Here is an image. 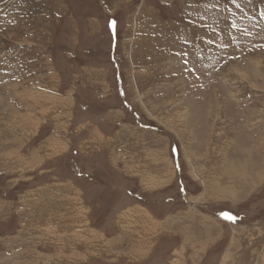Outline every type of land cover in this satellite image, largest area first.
<instances>
[{"label":"rangeland","instance_id":"obj_1","mask_svg":"<svg viewBox=\"0 0 264 264\" xmlns=\"http://www.w3.org/2000/svg\"><path fill=\"white\" fill-rule=\"evenodd\" d=\"M72 66L79 83L103 74L96 99L169 148L173 210L196 201L227 264H264V0H0V264H53L49 226H34L64 204L49 187L87 170L97 183L74 136Z\"/></svg>","mask_w":264,"mask_h":264},{"label":"crops","instance_id":"obj_2","mask_svg":"<svg viewBox=\"0 0 264 264\" xmlns=\"http://www.w3.org/2000/svg\"><path fill=\"white\" fill-rule=\"evenodd\" d=\"M111 29L116 31L113 26ZM76 42L80 57L81 40ZM96 59L84 58L81 66L93 67ZM71 68L69 77L63 71L57 78L65 76L75 83L73 95L81 100L74 103L80 102L82 110L75 108L72 112L74 136L81 137L78 144L82 158L98 162L96 170L92 169L97 183L82 179L49 187L50 197L56 203H64V207L56 206L55 213L50 212L55 216L50 218H36L34 226H49L48 241L58 252L51 254L50 260L56 259L57 264H227L233 256L229 250V256L212 250L218 246L220 236L217 220L198 212L200 205L196 201L188 210L181 211L179 205L173 210L172 202L163 198L173 192L177 177L169 148H156L145 127L122 123V113L108 102L96 99L94 94L98 90L92 88L104 83L106 86L103 74H84L85 80L79 83L74 79L79 71ZM101 92L104 93L100 98L111 93L105 88ZM56 140L51 137L49 145H56ZM68 144L71 141L67 139ZM90 166L88 169L95 168ZM83 172L91 178L88 170ZM162 208L169 210L162 214L158 211ZM40 237L35 243L42 242Z\"/></svg>","mask_w":264,"mask_h":264},{"label":"bare ground","instance_id":"obj_3","mask_svg":"<svg viewBox=\"0 0 264 264\" xmlns=\"http://www.w3.org/2000/svg\"><path fill=\"white\" fill-rule=\"evenodd\" d=\"M140 22V21H139ZM134 24H136V22L134 23ZM138 52H139V50H138ZM140 65V64H139ZM13 68V67H12ZM145 70V69H144ZM145 72H147V70L145 71ZM144 72V73H145ZM8 93V92H7ZM54 100V99H53ZM18 112V111H17ZM180 114V113H179ZM34 125V124H33ZM29 128V127H28ZM191 134V133H190ZM191 136V135H190ZM193 143V142H192ZM223 181V180H222ZM23 226V225H22ZM57 231V230H56ZM52 233V232H51ZM56 233V232H55ZM53 235H55V234H53ZM58 237V236H57ZM59 238V237H58ZM36 239V238H35ZM61 239V238H60ZM4 243H6V241L4 242ZM35 245V244H34ZM12 250V249H11ZM9 256V255H8ZM0 259L1 260H6V258H5V256L3 255V257L1 258V256H0ZM5 263V262H4Z\"/></svg>","mask_w":264,"mask_h":264},{"label":"snow or ice","instance_id":"obj_4","mask_svg":"<svg viewBox=\"0 0 264 264\" xmlns=\"http://www.w3.org/2000/svg\"><path fill=\"white\" fill-rule=\"evenodd\" d=\"M114 25H115V22L113 21V22H112V26L114 27ZM224 218L227 219V220H232V219H234L232 216H230V215H228V214H224Z\"/></svg>","mask_w":264,"mask_h":264},{"label":"trees","instance_id":"obj_5","mask_svg":"<svg viewBox=\"0 0 264 264\" xmlns=\"http://www.w3.org/2000/svg\"><path fill=\"white\" fill-rule=\"evenodd\" d=\"M84 175V174H83ZM82 174H81V176H83ZM79 176V175H78ZM80 176V178H78L79 180H82V177ZM85 176V175H84Z\"/></svg>","mask_w":264,"mask_h":264}]
</instances>
